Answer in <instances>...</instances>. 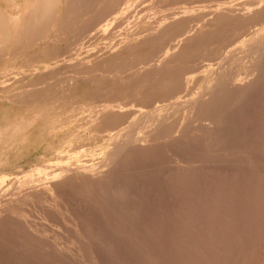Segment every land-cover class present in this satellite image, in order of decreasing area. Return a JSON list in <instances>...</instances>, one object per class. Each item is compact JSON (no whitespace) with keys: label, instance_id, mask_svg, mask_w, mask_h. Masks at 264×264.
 Returning <instances> with one entry per match:
<instances>
[{"label":"rangeland","instance_id":"1","mask_svg":"<svg viewBox=\"0 0 264 264\" xmlns=\"http://www.w3.org/2000/svg\"><path fill=\"white\" fill-rule=\"evenodd\" d=\"M17 1L21 4V7L24 2H27V0ZM66 1L69 6L66 5L67 8L65 6L63 7ZM76 1L79 2L77 3ZM247 1L248 0H61L63 4L56 11L60 20L51 21L49 25H45L46 27L43 30L42 36H36V38L31 36L28 37L27 34H29V29L32 31V28H29L27 29V34L25 33V35L15 38L16 40H10L6 44L0 46V196L2 197L1 194L7 192L4 193V196L0 199V244L2 245H0V264H80L81 262V264H101L102 262L109 264H150V261L151 264H159L160 262V264H264V63L263 67H259V70H262L263 73L261 71L260 73L258 69H256L258 73L254 71V74L257 73L256 76L258 78H256L257 81L255 83L252 82L251 86L250 84L243 86L245 85L243 80L240 82V79H243L241 74L247 72L245 68L246 65L247 67H253V64L262 60L257 55L256 57L259 59H255V55H251V52H247L248 54L243 53L245 56H243V54L240 57L237 56L238 58L234 61L236 64L233 62V66L231 63L226 66L225 70L227 72L224 70V77L228 76L227 78H223L225 81L229 79L228 82H224L221 76L218 78L216 75L213 79L211 73L207 74L209 67H216V61L225 57L226 53L228 54L232 48H247L248 46L250 47L251 44V46L254 44L257 46H255V49H259V47L264 44L262 42L264 40V34H262L264 33V0H260V3H257V0H249L251 3H257V8H253V6L255 7L256 5H248V7ZM4 2L5 0H0V7L2 10H5ZM28 2L30 1L28 0ZM251 3L249 4L251 5ZM109 4H111V7ZM243 6H245L246 10ZM225 7L227 12L224 11ZM239 7L242 8L240 9ZM229 8L230 13H232L231 15L228 13ZM234 8L243 10L234 13ZM222 9L223 12L227 13L229 16L224 14V17H222ZM232 9L234 12H231ZM16 10H20L21 12L20 7L14 10V12H16V14H14L16 16L21 14ZM243 13L247 15L244 14L242 17L240 14ZM251 15L255 19L251 18ZM258 15L260 16L258 17ZM238 17H240V19H238ZM198 18H201L202 21ZM253 20H258V23L255 21L256 24ZM244 22L245 25H243ZM249 23L252 25H249ZM186 28L192 29V32H190L192 33V38L186 41H189V43H183V41H181L184 40L182 37L172 40L175 35L180 34L182 30ZM258 28L261 30L263 29V31L258 30ZM165 29L168 30V32ZM159 31H161V33L158 34ZM175 32H177V34ZM193 32H195L194 35ZM173 33H175L174 36H172ZM170 36H172L171 39ZM251 41L256 42L252 43ZM259 41L261 42L259 43ZM249 42L251 43L248 44ZM247 55L250 57H247ZM165 56L166 59H164ZM170 57L172 62H169ZM148 62H152V65H148ZM153 66H155V68L159 66L157 68L159 72L149 73L148 79H145V77L142 79L141 77H143L144 73L143 69ZM163 66H170L172 69ZM233 67L235 70L232 72L236 73L237 76L230 72L234 69ZM204 68L206 70L202 71ZM259 73L262 75L261 77ZM204 75L208 77L206 78ZM150 76H153L152 78L154 79ZM160 76L161 78H159ZM217 78L220 79V81H218ZM221 81L223 85L219 84L220 86L218 87L216 83H220ZM213 82H216L215 88L214 84H210ZM238 82L240 84L242 83V86L239 88H237V84L240 85ZM156 83H160L161 87ZM209 85H211V87L213 86L212 89ZM235 86L238 91L242 88V93L244 91L245 95H239L241 91L238 93L235 89V94H238L239 97L236 96L238 100H236L235 97L234 99L236 101H232L230 97L233 99V95L228 89L230 87L233 91ZM209 88L212 91L214 89L215 92L218 88L219 90L221 88V90L217 95L215 93L213 94ZM226 89L227 91H225ZM199 91L202 93L200 94ZM229 91L231 92L230 94ZM193 94L200 99L196 107L207 108L205 109L207 113L201 116L204 118H208L212 110L214 112V109H218L219 106H222L220 104H224L229 100L231 103L234 102L236 104L233 103V106L229 108L231 103H225V105H228L227 107L224 105L226 108L223 106L219 108L221 111H223V108L224 110L228 109L225 110L226 114L220 112V110L214 112V114L217 113L219 115V118H221L219 119V121L221 120L220 125L224 127L218 131V133H215L216 135L218 134L216 137L219 139L214 136L215 134L209 136V134L207 135L208 132L206 133L204 129L200 130V128H204V125L206 123L208 124L209 121L205 120L200 122L194 119L193 115L191 119L188 120V110L180 108H176V111H173L175 108L170 110L171 105L176 106V103L179 102L178 104H180ZM224 95L228 96L229 100L223 97ZM208 98H210L211 101L209 99L207 103ZM243 101L246 103L244 104ZM169 103L171 105H169ZM250 105L252 107H250ZM208 107L211 108L208 109ZM208 110L211 111L209 112ZM144 113L146 117H151L150 119L145 117L144 122H148L149 125L152 119V121H158L161 116H167L165 120L163 119L164 122L162 121L165 125L164 127L162 123L163 128H168L171 124H176L177 126L181 123L182 126L180 125V127H182L181 129L183 131L173 132L170 134V137L168 136V138L160 139L161 137L159 138L158 136L162 134L158 133L160 130V132H162V129H160L161 127L157 128V126H154L156 127L154 128V132L151 125L150 127L148 124L145 125L144 122L143 124L138 123L139 114L142 115ZM230 121L231 124H229ZM203 131L206 133L208 139H205L207 137ZM191 135L193 137H191ZM187 137L190 138L188 139ZM211 137H213V139H211ZM131 139L135 140L137 146H134V149L131 148L133 149L132 151H126V149L121 156H118L120 159H118V157L113 159V163L116 160L115 163H117L118 166L115 163H110L109 161L114 156L115 148H119V145L122 146L125 141L126 143L131 142ZM209 140H211V143ZM184 142L187 143L185 144ZM199 145H201L200 149ZM139 146H141V149L144 146L145 149L143 148L140 150V148H138ZM146 147H149L148 150H150L148 151ZM165 148L167 150H165ZM193 148L196 151L193 150ZM177 150H180V152ZM186 150H189L191 154L189 155L188 153L190 152ZM160 152L162 153L161 156ZM172 154H177L178 156L184 157L183 159L187 162H192L190 164V172L182 171L177 167L178 165L175 166L176 163L173 161L175 159H172L174 157V155L172 157ZM103 160L105 161L103 162ZM164 160L166 161L164 162ZM169 160L170 162H168ZM249 161H251V163H249ZM64 162H67V165L64 164ZM105 162L111 165V169L115 168V172H112L113 170L111 171L110 168H108L109 165L104 167L103 165ZM52 163L58 167H54ZM165 163L166 165H164ZM94 164H97L96 166L99 168L101 167L99 169L100 172L94 170L84 173L80 169L84 167H95ZM179 165L185 166L187 164L182 162L179 163ZM72 166L74 168H72ZM44 167L46 169L48 168L47 172H45L46 169ZM67 167L70 171L68 169L66 170ZM200 168L205 170L202 172ZM198 169H200L203 176L200 172L197 175ZM117 170L118 178L114 176L117 174ZM47 173L48 176L50 175L49 177L46 175ZM248 176L249 178H247ZM54 177L58 182L53 180ZM95 177L99 178L100 181L99 179L96 181ZM101 177H104L106 180H101ZM191 177L194 178V182ZM50 178H53V181ZM196 178L198 179L196 180ZM111 179L113 181H111ZM49 180H51V182H49ZM12 181H14V183ZM101 181L102 183H100ZM169 181L171 182L169 183ZM174 181L177 183H174ZM55 182L57 184H55ZM109 182H111V184H109ZM199 183L202 188L204 187V191H199L201 190ZM176 184L179 185L177 186ZM116 185L118 186L116 187ZM207 185H209V187ZM171 187L174 191L176 189V192H174ZM118 188L119 190H117ZM128 189L130 191H128ZM244 189L246 191H244ZM116 190L118 192H116ZM119 191H121V193H119ZM107 192L109 196L108 194L106 196ZM184 192L186 193L184 194ZM223 192L224 194H222ZM103 193L105 196L102 195ZM125 194H127V196ZM181 195H186L185 200L183 198L184 196L182 197ZM187 196L191 197H189L191 201L187 199ZM159 197L166 199L163 200ZM215 197L217 199H215ZM124 199L126 200L123 201ZM110 202L112 203L109 204ZM95 204L97 205L95 206ZM124 207H126V209ZM136 207H138L139 210H137L138 208ZM186 207L191 210L189 211ZM113 208L116 211L113 210ZM128 210L131 211L130 215ZM171 211L172 213H169ZM207 211L208 214L206 213ZM122 212H124V214ZM125 212H127L129 216ZM120 213L122 215H120ZM168 213L171 215L168 216ZM184 214L186 215L184 216ZM192 215L195 216V218ZM180 216H182L181 219L184 217L185 219L183 220L185 221L179 219ZM173 217L175 218L173 219ZM124 220L126 221L124 222ZM129 220L131 221L130 225ZM201 220H203V222L206 220L207 222L205 221L203 223ZM141 223H143V225ZM136 224L139 225L137 226ZM204 224H206V226ZM214 226L216 227L214 228ZM185 227L187 228L185 229ZM180 228L183 230H179ZM117 229L119 231H117ZM169 230L173 231L169 232ZM177 230H179V234L176 232ZM215 231L217 233H215ZM195 233H197V235ZM113 235H115V237H113ZM32 238L33 241L31 240ZM39 238L41 241H39ZM128 239L130 240L128 241ZM180 239L184 242H178ZM150 243L153 244L150 246ZM161 243L164 245H160ZM168 243L169 245H166ZM177 243L180 245H177ZM172 244L174 246H172ZM115 245L120 247H116ZM136 246L139 247L137 248ZM93 247L97 248L99 253L97 249ZM132 247L136 251L132 249ZM148 248H150L149 251ZM121 250L122 253L120 254ZM129 250L134 251L128 252ZM102 251L103 253H101ZM144 251L147 254H145ZM94 252H96L97 255ZM104 252L107 253H105L106 256L102 255ZM207 252L209 253L207 254ZM91 253H93V255ZM138 253H141L142 257H140ZM155 253L156 257L158 256L157 258L154 255ZM85 254L88 256L87 258ZM75 256L77 259H75ZM132 256L134 258H131ZM105 258H109L108 261ZM137 259L141 261H137ZM182 259L184 261H182ZM144 261L147 263H144Z\"/></svg>","mask_w":264,"mask_h":264},{"label":"bare ground","instance_id":"2","mask_svg":"<svg viewBox=\"0 0 264 264\" xmlns=\"http://www.w3.org/2000/svg\"><path fill=\"white\" fill-rule=\"evenodd\" d=\"M30 2H28V0H27V2H24V4L22 5V7H21V4L17 1V0H5V5H4V7H5V10H2L1 9V7H0V46L2 45V44H6L7 42H9L10 40H13V39H15V38H18V37H20V36H23V35H25V33L27 32V29H29V28H32V31L29 29V34H27V36L29 37V36H31V37H35L36 38V36H42V33L44 32L43 30H44V28L46 27L45 25H49V23H51V21H55V20H60V17H58V15H57V13H56V11L58 10V8L59 7H61L62 6V2H61V0H29ZM70 1V0H69ZM81 1V0H80ZM127 1V0H126ZM64 2V1H63ZM77 2V1H76ZM79 2V1H78ZM77 2V3H78ZM85 2V1H84ZM105 2H107V1H105ZM233 2V1H232ZM243 2H245V1H243ZM248 2V4H247V6L249 5V6H253V5H256L258 2L260 3V0H257V3H251V2H249V0L247 1ZM71 3H72V1H71ZM74 3V2H73ZM249 3H251V5L249 4ZM69 4V3H68ZM122 4H123V2H122ZM231 4H233V3H231ZM67 1H66V3L65 4H63V7L65 6L66 8H67ZM71 5V4H70ZM101 5V4H100ZM99 5V6H100ZM111 4H109V6H110ZM114 5V4H113ZM112 5V6H113ZM116 5V4H115ZM258 5V4H257ZM257 5L254 7L253 6V8H257ZM264 5V4H263ZM75 6V5H74ZM84 6V5H83ZM125 6V5H124ZM208 6V5H207ZM206 6V7H207ZM211 6V5H210ZM248 6V7H249ZM259 6H262V5H259ZM4 7H2V8H4ZM21 8V12H20V10L18 11V10H16L18 13L20 12L21 14H18L17 16L15 15L16 14V12H14V10L15 9H18V8ZM69 7V6H68ZM76 7V6H75ZM103 7V6H102ZM111 7V6H110ZM114 7V6H113ZM182 7V6H181ZM203 7V6H202ZM244 7V9H245V6H243ZM101 8V7H100ZM240 8V7H239ZM236 9V8H234L235 10V12L233 11V9L231 10V12L233 11L234 13H236V11H242V10H240V9ZM263 8V7H262ZM224 9V8H223ZM223 9H222V11L221 10H219V11H221L223 14L221 15V14H219V15H221L222 17H224L223 15L224 14H226L227 15V13H225V12H227V10H226V7H225V12H223ZM252 9V8H251ZM69 10V9H68ZM92 10V9H91ZM246 10V9H245ZM247 10H248V8H247ZM253 10V9H252ZM251 10V11H252ZM97 11V10H96ZM110 11V10H109ZM120 11H122V10H120ZM205 11V10H204ZM261 11V10H260ZM89 12V11H88ZM220 12V13H221ZM15 13V14H14ZM69 13H71V12H69ZM75 13V12H74ZM121 13V12H120ZM206 13V12H205ZM208 13V12H207ZM228 13H230V8H229V12ZM250 13V12H249ZM106 14V13H105ZM200 14V13H199ZM209 14V13H208ZM232 13H230V15H231ZM244 14H246V13H243V14H240L242 17L244 16ZM251 14V13H250ZM74 15V14H73ZM87 15V14H86ZM98 15V14H97ZM102 15V14H101ZM225 15V16H226ZM235 15V14H234ZM247 15V14H246ZM94 16V15H93ZM102 16H104V15H102ZM221 16H220V18H221ZM227 16H229V15H227ZM238 16V15H237ZM256 16V15H255ZM260 15H258V17H259ZM88 17V16H87ZM105 17V16H104ZM189 17V16H188ZM196 17V16H195ZM232 17V16H231ZM248 17V16H247ZM64 18V17H63ZM72 18V17H71ZM95 18V17H94ZM207 18V17H206ZM218 18H219V16H218ZM228 18V17H227ZM230 18V17H229ZM235 18V17H234ZM251 18H253V19H255L254 17H252V15H251ZM99 19V18H98ZM195 19V18H194ZM197 19V18H196ZM199 19V18H198ZM225 19V18H224ZM238 19H240V17H238ZM241 19H243V18H241ZM260 19V18H259ZM62 20V19H61ZM95 20V19H94ZM97 20V19H96ZM199 20H201V18L199 19ZM249 20V19H248ZM261 20V19H260ZM170 21V20H169ZM177 21V20H176ZM187 21V20H186ZM202 21V20H201ZM254 21V20H253ZM256 22L258 21V20H255ZM254 21V22H255ZM262 21H263V19H262ZM74 22V21H73ZM93 22V21H92ZM172 22V21H171ZM188 22V21H187ZM220 22V21H219ZM245 22H246V20H245ZM245 22L243 23V25H245ZM249 22V21H248ZM255 22V23H256ZM58 23V22H57ZM63 23V22H62ZM90 23V22H89ZM88 23V24H89ZM97 23H98V21H97ZM193 23V22H192ZM198 23H200V22H198ZM258 23V22H257ZM256 23V24H257ZM188 24V23H187ZM248 24V23H247ZM251 23H249V25H250ZM55 25V24H54ZM54 25H52L53 27H54ZM57 25V24H56ZM80 25V24H79ZM185 25V24H184ZM190 25V24H189ZM188 25V26H189ZM194 25V24H193ZM252 25V24H251ZM58 26V25H57ZM62 26V25H61ZM83 26V25H82ZM90 26V25H89ZM149 26V25H148ZM168 26V25H167ZM182 26V25H181ZM241 26V25H240ZM49 27V26H48ZM52 27V28H53ZM132 27V26H131ZM195 27V26H194ZM243 27V26H242ZM54 28H56V27H54ZM151 28V27H150ZM172 28H173V26H172ZM181 28V27H180ZM261 28H263V27H261ZM178 29V28H177ZM182 29H183V27H182ZM189 29V30H188ZM145 30V29H144ZM166 30V29H165ZM172 30V29H171ZM211 30V29H210ZM257 30V29H256ZM258 30H260V31H263V29L261 30V29H259L258 28ZM258 30H257V32H258ZM167 32H168V30H166ZM178 31V30H177ZM259 31V32H260ZM170 32V31H169ZM190 32H192V29H190V28H186V29H184V30H182V32L180 33V34H178V35H175V33L177 34V32H175V33H173V35L172 36H174L175 35V37H173L172 38V40H176L177 38H180V37H182L184 40H181V41H183V43L184 42H186L187 40H190L191 38H192V33H190ZM152 33V32H151ZM159 33H161V31H159L158 32V34ZM163 33V32H162ZM179 33V32H178ZM197 33H198V31H197ZM45 34V33H44ZM170 34V33H169ZM195 34V32H193V35ZM213 34V33H212ZM254 34V33H253ZM258 34H260V33H258ZM258 34H256V35H258ZM262 34H264V33H262ZM168 35V34H167ZM255 35V36H256ZM116 36V35H115ZM172 36H170V39H171V37ZM261 36V35H260ZM264 36V35H263ZM160 37H163V36H160ZM168 37H169V35H168ZM254 37V36H253ZM259 37V36H258ZM38 38V37H37ZM167 38V37H166ZM195 38V37H194ZM251 38V37H250ZM257 38V37H256ZM47 39H48V37H47ZM261 39V38H260ZM16 40V39H15ZM147 40V39H146ZM256 40V39H255ZM263 40V39H262ZM81 41V40H80ZM179 41H180V39H179ZM257 41V40H256ZM255 41V42H256ZM162 42V41H161ZM164 42V41H163ZM252 42V41H251ZM251 42H249L248 44H250ZM254 41L252 42V43H255ZM261 41H259V43H260ZM263 43H264V40L262 41ZM186 43H189V41L188 42H186ZM204 43V42H203ZM258 43V44H259ZM257 44V45H258ZM252 45V44H251ZM250 45V47L248 46L247 48H241V47H234V48H232V50H230L229 52H228V54L226 53V56L225 57H222L220 60L218 59L217 61H216V67H209V70H207V74H212L213 75V79H214V76L216 77V75H217V77L219 78V76H221L222 78L224 77V70L226 69V66L228 65V64H230L231 63V65L233 66V62L234 61H236V59L238 58V57H240L243 53L245 54H248L247 52H251V55L252 54H254L255 55V59H257L258 57L260 58V59H262V60H260L259 62H256L255 64H253V67H247V65H246V71L247 72H242L243 74H241L242 76H243V79H240V82H242L241 80H243V82H244V84L245 85H243V86H246V85H249L250 84V86H251V84H252V82L253 83H255L257 80H256V78H258L257 76H256V74L258 73L257 71H256V69H258L259 70V67L261 68V67H263V63H264V44L261 46V47H259V49H255V46L256 45H254L253 44V46H251ZM3 47V46H2ZM5 47V46H4ZM163 47V46H162ZM161 47V48H162ZM257 47V46H256ZM159 48V47H158ZM189 49V48H188ZM163 50V49H162ZM185 50V49H184ZM200 51V50H199ZM157 52H158V50H157ZM224 53V52H223ZM243 54V56H245ZM180 55V54H179ZM214 55V54H213ZM256 55L258 56V57H256ZM3 56V55H2ZM150 56V55H149ZM172 56V55H171ZM181 56V55H180ZM207 56V55H206ZM223 56V55H222ZM238 56V57H237ZM249 55H247V57H248ZM250 57V56H249ZM163 58V57H162ZM243 58V57H242ZM258 58V59H259ZM164 59H166V56L164 57ZM168 59V58H167ZM169 60V59H168ZM239 60H240V58H239ZM241 60H243V59H241ZM161 61V60H160ZM172 62V60H171V57H170V60H169V62ZM252 61V60H251ZM257 61V60H256ZM235 63V62H234ZM148 65H152V62L150 63V62H148L147 63ZM146 64V65H147ZM155 64V63H154ZM158 64V63H157ZM171 64V63H170ZM183 64H185V63H183ZM236 64V63H235ZM144 65H145V63H144ZM230 65V66H231ZM248 65H251V64H248ZM171 66H173V65H171ZM231 66V67H232ZM237 66V65H236ZM252 66V65H251ZM127 67V66H126ZM129 67V66H128ZM131 67V66H130ZM159 66H156V68H155V66H153V67H150V68H144L143 70H144V73H143V77H141L142 79L145 77V79H148V74L149 73H153V72H155V73H158L159 71H158V68ZM163 67H168V69H172V68H170V66H163ZM205 67V66H204ZM234 68V67H233ZM129 69H131V68H129ZM231 69V68H230ZM229 69V70H230ZM204 70H206L205 68L202 70V71H204ZM234 70H235V68L233 69V70H231L230 72H234ZM244 70V69H243ZM124 71V70H123ZM161 71H164V70H161ZM168 71V70H167ZM226 71V70H225ZM254 71H256L257 73L256 74H254ZM262 72V70H259V72ZM131 72V71H130ZM148 72V73H147ZM169 72V71H168ZM227 72V71H226ZM226 72H225V75H226ZM232 72V73H233ZM260 72V73H261ZM160 73H162V72H160ZM231 73V74H232ZM237 73H241V72H237ZM259 73V74H260ZM263 73V72H262ZM228 74V73H227ZM230 74V73H229ZM233 74H236V73H233ZM132 75V74H131ZM154 75V74H153ZM135 76V75H134ZM138 76V75H137ZM200 76H201V74H200ZM205 76V75H204ZM203 76V77H204ZM228 76V75H227ZM227 76L226 77H224V78H227ZM232 76V75H231ZM234 76V75H233ZM236 76H237V74H236ZM235 76V77H236ZM262 75L260 74V77H261ZM105 77V76H104ZM139 77V76H138ZM151 78L153 77V76H150ZM155 77V76H154ZM206 77V76H205ZM208 77V76H207ZM206 77V78H207ZM234 77V78H235ZM239 77V76H238ZM159 78H161V76L159 77ZM217 78V79H218ZM223 78V79H224ZM229 78V77H228ZM140 79V78H139ZM152 79H154V78H152ZM212 79V80H213ZM216 79V78H215ZM222 79V80H223ZM233 79V78H232ZM261 80V79H260ZM67 81V80H66ZM134 81H136V80H134ZM134 81H133V83H134ZM137 81H139V80H137ZM214 81V80H213ZM218 81H220V79H218ZM224 82H228L229 81V79H228V81L226 80L225 81V79L223 80ZM230 81H231V78H230ZM156 82V81H155ZM157 82H158V80H157ZM161 82V81H160ZM210 82V81H209ZM223 82V83H224ZM233 82H234V80H233ZM261 82V81H260ZM142 83V82H141ZM146 83V82H145ZM144 83V84H145ZM152 83V82H151ZM201 83V82H200ZM215 83L216 82H213V83H210V84H214V88L216 87L215 86ZM235 83V82H234ZM239 83V82H238ZM258 83H259V81H258ZM136 84H139V83H136ZM157 84V83H156ZM162 84V83H161ZM217 85H218V87L220 86L219 84H221V85H223L222 84V81L219 83H216ZM240 84V83H239ZM242 84V83H241ZM238 85L237 84V88H239L240 86H242V85ZM257 84V83H256ZM130 85H131V83H130ZM134 85V84H133ZM146 85V84H145ZM153 85V84H152ZM155 85V84H154ZM157 85H160V83H158ZM236 85V84H235ZM139 86V85H138ZM141 86V85H140ZM210 87H211V85H209ZM225 86V85H224ZM253 86V85H252ZM256 86V85H255ZM254 86V87H255ZM158 87V86H157ZM159 87H161V85L159 86ZM213 87V86H212ZM212 87H211V89H212ZM221 87H223V86H221ZM224 88V87H223ZM222 88V89H223ZM255 88H257V87H255ZM141 89V88H140ZM202 89H205V88H202ZM210 89V88H209ZM210 89V90H211ZM225 89V88H224ZM235 89H236V86L233 88V91H234V94H233V91H232V89L229 87V89L228 90H230L229 91V94L231 93L232 95H233V99H232V97H230V99L233 101H236V100H238L237 98L239 97V95L240 94H243V95H245L244 94V91H243V93H242V88H241V90L239 89V91H241V93H239V91L236 89V91H238V93H239V95L238 94H235ZM244 89V88H243ZM174 90V89H173ZM206 90H207V88H206ZM217 91L215 92V90L213 89V94L215 93V94H217V93H219V91L221 90V88H220V90H219V88L218 89H216ZM255 90H258V89H255ZM198 91V90H197ZM208 91V90H207ZM225 91H227V89L225 90ZM225 91H224V93H225ZM250 91H252V90H250ZM260 91V90H259ZM258 91V92H259ZM205 92V91H204ZM256 92V91H255ZM173 93V92H172ZM199 93H200V91H199ZM202 93V92H201ZM200 93V94H201ZM206 93V92H205ZM237 93V92H236ZM254 93V92H253ZM171 94V93H170ZM188 94V93H187ZM186 94V95H187ZM227 94H228V92H227ZM227 94H225V95H227ZM228 94V95H229ZM261 94V93H260ZM218 95V94H217ZM223 96V97H225V98H228V96ZM231 95V96H232ZM235 95V96H234ZM256 95V94H255ZM263 95V94H262ZM190 96V95H189ZM236 96H238V97H236ZM242 96V95H241ZM241 96H240V98H241ZM247 96V95H246ZM253 96V95H252ZM260 96V95H259ZM140 97V96H139ZM236 97V100L234 99ZM244 97V96H243ZM211 98V97H210ZM210 98H208V100H207V103H208V101H209V99ZM239 98V99H240ZM243 99V98H242ZM241 99V100H242ZM247 99V98H246ZM260 99V98H259ZM200 99H199V97L198 96H196L195 94H193L192 96H190V97H188V98H186L185 100H183L180 104H178V103H176V106H173V105H171L170 103H169V105H171L170 106V110H173V108H175L173 111H176L177 109L176 108H180V109H184V110H188V112H187V119L189 120V119H191V117H192V115H193V118L194 119H196V120H198V121H200V122H203V121H209L208 122V124L206 123L205 125H204V128H200V130L201 129H204L205 130V132L207 133V135L209 134V136L211 135L212 136V134H215V133H218V131H220L222 128H224V127H221V123H220V121H219V119H221V118H219V115L216 113V114H214V112L217 110V111H219L220 109L219 108H222V106L224 107V108H226L228 105L226 104L225 105V103H231L230 102V100H229V98H228V102H223L224 104H220V105H222L221 107L219 106V108L217 109H214V112H213V110H212V113L210 114V116L207 118H204V117H201V116H203V114L204 113H207V111L205 110V109H207L205 106V108H203V107H196V104H197V102L199 101ZM217 100V99H216ZM215 100V101H216ZM210 101H211V99H210ZM220 101V100H219ZM226 101V100H225ZM240 101V100H239ZM245 101H247V100H245ZM218 102V101H217ZM220 102H222V101H220ZM200 103V102H199ZM198 103V104H199ZM201 103H202V101H201ZM213 103V102H212ZM234 103V102H233ZM233 103H231L230 105H229V108H230V106H233ZM243 103H244V101H243ZM246 103V102H245ZM244 103V104H245ZM249 103V102H248ZM235 104V103H234ZM256 104V103H255ZM203 105H204V102H203ZM213 105V104H212ZM217 105V104H216ZM226 107H225V106ZM236 105V104H235ZM167 106V105H166ZM199 106V105H198ZM201 106V105H200ZM207 106H208V104H207ZM262 106V105H261ZM169 107V106H168ZM250 107H252L251 105H250ZM209 108H211V107H208V109ZM213 108V107H212ZM224 108L222 109L223 111H221L220 110V112H223V113H225L226 114V111L225 110H228V109H225L224 110ZM238 108V107H237ZM260 108V107H259ZM258 108V109H259ZM152 109V108H151ZM234 109V108H233ZM244 109V108H243ZM154 110V109H153ZM158 110V109H157ZM169 110V111H170ZM179 110V109H178ZM211 110H208L209 112L211 111ZM231 110V109H230ZM239 110H240V108H239ZM152 111V110H151ZM150 111V112H151ZM146 112V111H145ZM148 112V111H147ZM153 112V111H152ZM154 112H156V111H154ZM171 112V111H170ZM170 112H169V114H170ZM178 112V111H177ZM236 112V111H235ZM253 112V111H252ZM251 112V113H252ZM149 113V112H148ZM159 114V113H158ZM157 114V115H158ZM150 115V114H149ZM152 115V114H151ZM166 115V114H165ZM171 115V114H170ZM175 115V114H174ZM177 115V114H176ZM241 116V115H240ZM242 116H243V114H242ZM248 116V115H247ZM145 117H146V114L144 113V114H142V115H140L139 114V116H138V123H142L143 124V122L145 121ZM156 117V116H155ZM160 117V116H159ZM165 117H167V116H161V118L158 120V121H150V125L152 126V130L154 129V128H156V127H154V126H157V128L159 127H161L160 129H162V132H160L159 131V133L158 134H162L161 136H158L160 139H164V138H168V136L170 137V134H172L173 132H181V128L182 127H180V125H181V123H180V125H177L176 126V124H169L170 126L168 127V128H163L162 126L164 125V120L166 119ZM237 117V116H236ZM146 118H149L148 116L146 117ZM151 118V117H150ZM149 118V119H150ZM169 118V117H168ZM167 118V119H168ZM171 118V117H170ZM135 119V118H134ZM148 119V120H149ZM164 119V120H163ZM186 119V120H187ZM231 119V118H230ZM263 119V118H262ZM137 120V119H136ZM239 120V119H238ZM253 120V119H252ZM251 120V121H252ZM119 121V120H118ZM163 121V122H162ZM197 121V122H198ZM227 121V120H226ZM249 121V120H248ZM147 122V121H146ZM170 122V121H169ZM193 122H195V121H193ZM246 122V121H245ZM245 122H243V123H245ZM145 123V122H144ZM162 123H163V125H162ZM192 123V122H191ZM247 123V122H246ZM136 124V123H135ZM141 124V125H142ZM146 124H148V122L147 123H145V125ZM194 124V123H193ZM229 124H231V121H230V123ZM149 125V124H148ZM147 125V126H148ZM149 125V126H150ZM212 125V126H211ZM240 125V124H239ZM245 125V124H244ZM146 126V127H147ZM150 126V127H151ZM167 126V125H166ZM182 126V125H181ZM189 126V125H188ZM230 126V125H229ZM240 126H242V125H240ZM164 127H165V125H164ZM191 127V126H190ZM198 127V126H197ZM133 128H134V126H133ZM137 128V127H136ZM146 129V128H145ZM127 130V129H126ZM137 130V129H136ZM142 130V129H141ZM151 130V131H152ZM157 130V129H156ZM250 130V129H249ZM131 131V130H130ZM154 132H155V129L153 130ZM183 131V130H182ZM234 131V130H233ZM245 131V130H244ZM199 132V131H198ZM204 131H203V133H205ZM223 132V131H222ZM116 133H117V131H116ZM125 133V132H124ZM200 133H202V132H200ZM206 133H205V135H206ZM223 134V133H222ZM197 135V134H196ZM202 135V134H201ZM207 135H206V137H207ZM218 135V134H217ZM216 134L214 135L215 137L217 136ZM113 136V135H112ZM111 136V137H112ZM121 136V135H120ZM119 136V137H120ZM204 136V135H203ZM261 136V135H260ZM191 137H193L192 135H191ZM195 137V136H194ZM199 137V136H198ZM205 137V136H204ZM220 137V136H219ZM181 138V137H180ZM183 138V137H182ZM188 138V137H187ZM190 138V137H189ZM188 138V139H189ZM196 138V137H195ZM216 138H218V137H216ZM192 139V138H191ZM199 139V138H198ZM203 139V138H202ZM205 139H208V137L207 138H205ZM209 139H210V137H209ZM211 139H213V137H211ZM215 139V138H214ZM219 139V138H218ZM221 139V138H220ZM132 140V139H131ZM166 140V139H165ZM169 140H171V139H169ZM176 140H177V138H176ZM183 140V139H182ZM197 140V139H196ZM221 140H223V139H221ZM220 140V141H221ZM113 141V140H112ZM157 141V140H156ZM201 141V140H200ZM210 141V143H211V140H209ZM217 141V140H216ZM219 141V140H218ZM256 141H257V139H256ZM264 141V140H263ZM160 142V141H159ZM176 142V141H175ZM179 142V141H178ZM195 142V141H194ZM112 143V142H111ZM115 143V142H114ZM117 143V142H116ZM180 143V142H179ZM182 143H183V141H182ZM181 143V144H182ZM185 143V142H184ZM187 143V142H186ZM185 143V144H186ZM200 143V142H199ZM198 143V144H199ZM214 143V142H213ZM119 144V143H118ZM138 144V143H137ZM151 144V143H150ZM153 144V143H152ZM177 144V143H176ZM204 144V143H203ZM208 144V143H207ZM215 144V143H214ZM259 144V143H258ZM257 144V145H258ZM117 145V144H116ZM183 145V144H182ZM181 145V146H182ZM211 145V144H210ZM209 145V146H210ZM134 146H137L136 145V142H135V140H132L131 142H127L126 143V141H125V143L124 144H122V146L121 145H119L118 147L119 148H115L114 146V148H115V152H114V154H113V152H112V154L114 155L113 156V158L109 161L110 163H113V159L116 157H118L119 155L121 156L122 155V153L126 150V151H129V150H133L134 149ZM149 146V145H148ZM154 146V145H153ZM173 146H175V145H173ZM177 146V145H176ZM234 146V145H233ZM155 147V146H154ZM153 147V148H154ZM160 147V146H159ZM171 147V146H170ZM190 147H192V146H190ZM200 147H201V145H199V149H200ZM131 148H133V149H131ZM138 148H140V150H142L143 148L145 149V147L143 146V148L141 149V146H139ZM147 148V150H148V148L149 147H146ZM163 148V147H162ZM169 148V147H168ZM171 148H173V147H171ZM178 148V147H177ZM181 148V147H180ZM208 148V147H207ZM136 149V148H135ZM158 149V148H157ZM156 149V150H157ZM184 149V148H183ZM188 149V148H187ZM150 150V149H149ZM148 150V151H149ZM151 150H152V148H151ZM154 150H155V148H154ZM165 150H167L166 148H165ZM185 150V149H184ZM190 150V149H189ZM189 150H186V151H189ZM193 150H195L194 148H193ZM205 150V149H204ZM130 151V152H131ZM144 151V150H143ZM142 151V152H143ZM177 151H179L180 152V150H177ZM196 151V150H195ZM195 151H194V153H195ZM264 151V150H263ZM152 152V151H151ZM150 152V153H151ZM157 152V151H156ZM167 152V151H166ZM166 152H164V153H166ZM174 152V151H173ZM172 152V153H173ZM190 152V151H189ZM198 152H200V151H198ZM135 153H136V151H135ZM144 153V152H143ZM142 153V154H143ZM161 153V152H160ZM178 153V152H177ZM139 154V153H138ZM153 154V153H152ZM157 154V153H156ZM167 154V153H166ZM168 154H169V152H168ZM180 154V153H179ZM189 155L191 154V152L190 153H188ZM221 154H223V153H221ZM144 155V154H143ZM149 155H151V154H149ZM149 155H147V156H149ZM155 155V154H154ZM158 155V154H157ZM162 155V153L160 154V156ZM171 155V154H170ZM173 155H174V157H173ZM214 155V154H213ZM230 155V154H229ZM124 156V155H123ZM152 156V155H151ZM211 156V155H210ZM257 156V155H256ZM262 156H263V154H262ZM110 157V156H109ZM112 157V156H111ZM136 157V156H135ZM143 157V156H142ZM154 157V156H153ZM172 159H175V160H173V161H175V163H176V165L175 166H177L179 169H181L182 171H188V172H190V164L192 163V162H187L185 159H183L184 157H181V156H178L177 154H172ZM193 157H195V156H193ZM218 157V156H217ZM255 157V156H254ZM136 158H138V157H136ZM141 158V157H140ZM148 158V157H147ZM155 158V157H154ZM153 158V159H154ZM166 158V157H165ZM168 158V157H167ZM191 158V157H190ZM196 158V157H195ZM104 159V158H103ZM106 159V158H105ZM110 159V158H109ZM118 159H120L119 157H118ZM117 159V160H118ZM160 159V158H159ZM193 159V158H192ZM197 159V158H196ZM199 159V158H198ZM217 159V158H216ZM249 159V158H248ZM139 160H141V159H139ZM150 160H152V159H150ZM156 160V159H155ZM161 160V159H160ZM168 160V159H167ZM185 160V161H184ZM205 160H207V159H205ZM204 160V161H205ZM214 160V159H213ZM67 161V160H66ZM105 160H103V162H104ZM107 161V160H106ZM145 161H146V159H145ZM153 161V160H152ZM166 160H164V162H165ZM192 161V160H191ZM194 161V160H193ZM201 161V160H200ZM209 161V160H208ZM219 161V160H218ZM261 161V160H260ZM77 162V161H76ZM116 162V160L114 161V163ZM133 162V161H132ZM160 162V161H159ZM168 162H170V160L168 161ZM186 163L187 165H179V163ZM67 163V162H66ZM65 162H64V164H66ZM113 163V164H114ZM122 163V162H121ZM125 163V162H124ZM126 163H128V162H126ZM135 163V162H134ZM133 163V164H134ZM161 163H163V162H161ZM216 163V162H215ZM214 163V164H215ZM231 163V162H230ZM249 163H251V161H249ZM248 163V164H249ZM253 163V162H252ZM53 164V163H52ZM56 164V163H55ZM117 166H118V164L117 163H115ZM145 164V163H144ZM144 164H143V166H144ZM54 165V164H53ZM61 165V164H60ZM67 165V164H66ZM65 165V166H66ZM95 165V167H84L83 169L82 168H80L81 170H82V172H84V173H86V172H91V171H94V170H96V171H99V169L101 168H99V167H97L96 165L97 164H94ZM108 166L109 165V163H104V167L105 166ZM139 165V164H138ZM153 165V164H152ZM155 165H157V164H155ZM158 165H160V164H158ZM164 165H166V163L164 164ZM216 165H217V163H216ZM219 165V164H218ZM229 165V164H228ZM227 165V166H228ZM64 166V165H63ZM78 166V165H77ZM93 166V165H92ZM112 166H114V165H112ZM119 166H121V165H119ZM137 166V165H136ZM142 166V167H143ZM170 166H172V165H170ZM207 166V165H206ZM220 166V165H219ZM218 166V167H219ZM225 166V165H224ZM46 167V166H45ZM44 167V168H45ZM49 167H50V165H49ZM52 167V166H51ZM54 167H58V166H55L54 165ZM54 167H52V168H54ZM76 167V166H75ZM83 167V166H82ZM111 167V165H109L108 166V168H110ZM232 167V166H231ZM241 167V166H240ZM252 167V166H251ZM43 168V167H42ZM52 168H51V170H52ZM55 168V169H56ZM62 168H64V167H62ZM69 168H71V167H69ZM72 168H74L73 166H72ZM77 168V167H76ZM112 168V167H111ZM110 168V170L112 171V172H115V168L114 169H111ZM121 168V167H120ZM147 168V167H146ZM204 168V167H203ZM213 168V167H212ZM228 168V167H227ZM237 168V167H236ZM257 168V167H256ZM46 169V168H45ZM68 169V167L66 168V170ZM80 169H78V170H80ZM143 169V168H142ZM156 169V168H155ZM201 169V168H200ZM200 169H198L197 170V175L199 174V172H200ZM232 169V168H231ZM245 169V168H244ZM247 169V168H246ZM249 169V168H248ZM264 169V168H263ZM42 170V169H41ZM47 170H48V168L45 170V172H47ZM50 170V171H51ZM54 170V169H53ZM59 170V169H58ZM69 170V169H68ZM202 170V169H201ZM205 170V169H204ZM204 170H202V172L204 171ZM212 170V169H211ZM228 170L230 171V169L228 168ZM237 170V169H236ZM239 170V169H238ZM40 171V170H39ZM56 171V170H55ZM65 171V170H64ZM70 171V170H69ZM120 171V170H119ZM128 171V170H127ZM159 171V170H158ZM232 171V170H231ZM241 171V170H240ZM251 171V170H250ZM253 171H255V170H253ZM256 171H257V169H256ZM261 171V170H260ZM100 172V171H99ZM120 172H122V171H120ZM125 172V171H124ZM137 172V171H136ZM149 172V171H148ZM195 172H196V170H195ZM194 172V173H195ZM259 172V171H258ZM42 173L44 174V172H43V170H42ZM41 173V174H42ZM52 173V172H51ZM51 173H49V174H51ZM54 173V172H53ZM58 173V172H57ZM61 173V172H60ZM111 173V172H110ZM110 173H108V174H110ZM117 173V174H116ZM115 174L116 175H114L113 173H111L112 175H114V176H117V178H118V170H117V172H116ZM132 173V172H131ZM215 173H216V170H215ZM254 173V172H253ZM256 173V172H255ZM261 173V172H260ZM41 174H40V176H41ZM62 174V173H61ZM63 174H65V173H63ZM66 174H68V173H66ZM73 174V173H72ZM107 174V175H108ZM128 174V173H127ZM200 174H201V172H200ZM218 174V173H217ZM221 174H222V172H221ZM249 174H250V172H249ZM47 176H48V173L46 174ZM51 175H53V174H51ZM54 175H55V173H54ZM53 175V176H54ZM58 175V174H57ZM57 175H56V178H57ZM121 175V174H120ZM126 175V174H125ZM134 175V174H133ZM144 175V174H143ZM154 175V174H153ZM178 175V174H177ZM190 175V174H189ZM196 175V174H195ZM202 175V174H201ZM206 175V174H205ZM39 176V175H38ZM50 176V175H49ZM48 176V177H49ZM59 176V175H58ZM85 176V175H84ZM150 176V175H149ZM165 176V175H164ZM203 176V175H202ZM210 176V175H209ZM241 176V175H240ZM260 176H262V175H260ZM110 177V176H109ZM120 177V176H119ZM122 177H123V174H122ZM151 177V176H150ZM149 177V178H150ZM173 177V176H172ZM194 177V176H193ZM197 177V176H196ZM252 177V176H251ZM253 177H254V175H253ZM257 177V176H256ZM96 178V181H98L97 179H99V178H97V177H95ZM94 178V179H95ZM113 178V177H112ZM142 178V177H141ZM144 178V177H143ZM158 178H159V176H158ZM163 178V177H162ZM175 178V177H174ZM185 178V177H184ZM192 178V177H191ZM247 178H249V176L247 177ZM35 179V178H34ZM43 179V178H42ZM51 179V178H50ZM53 179V178H52ZM51 179V180H52ZM59 179V178H58ZM87 179V178H86ZM102 179H104V177L102 178L101 177V180ZM121 179H123V178H121ZM120 179V180H121ZM125 179V178H124ZM129 179V178H128ZM165 179H166V177H165ZM193 179L194 178H192V181H193ZM198 178H196V180H197ZM207 179H208V176H207ZM45 180V179H44ZM51 180H49V182H51ZM53 180H56L55 179V177H54V179ZM52 180V181H53ZM85 180V179H84ZM88 180V179H87ZM104 180H106V179H104ZM119 180V181H120ZM127 180V179H126ZM132 180V179H131ZM156 180H158V179H156ZM161 180V179H160ZM177 180V179H176ZM202 180V179H201ZM37 181V180H36ZM57 181V180H56ZM89 181V180H88ZM94 181V180H93ZM99 181H100V179H99ZM110 181V180H109ZM111 181H113L112 179H111ZM115 181V180H114ZM125 181V180H124ZM128 181V180H127ZM162 181V180H161ZM165 181V180H164ZM172 181V180H171ZM171 181H169V183L171 182ZM179 181H180V179H179ZM191 181V180H190ZM13 183H14V181H12ZM17 182V181H16ZM27 182V181H26ZM43 182V181H42ZM46 182V181H45ZM58 182V181H57ZM76 182H79V181H76ZM90 182V181H89ZM107 182V181H106ZM136 182V181H135ZM194 182V181H193ZM192 182V183H193ZM200 182V181H199ZM223 182V181H222ZM243 182V181H242ZM252 182V181H251ZM250 182V183H251ZM81 183V182H80ZM98 183V182H97ZM100 183H102V181L100 182ZM116 183H117V181H116ZM132 183V182H131ZM150 183V182H149ZM155 183V182H154ZM160 183V182H159ZM174 183H177V182H175L174 181ZM214 183V182H213ZM55 184H57L56 182H55ZM90 184V183H89ZM106 184V183H105ZM109 184H111V182H109ZM115 184V183H114ZM185 184V183H184ZM183 184V185H184ZM195 184H196V182H195ZM200 184V183H199ZM198 184V185H199ZM2 185V184H1ZM119 185V184H118ZM118 185H116V187L118 186ZM122 185V184H121ZM127 185H129V184H127ZM134 185V184H133ZM145 185H146V183H145ZM153 185V184H152ZM175 185V184H174ZM177 185V184H176ZM179 185V184H178ZM177 185V186H178ZM180 185L182 186V184L180 183ZM197 185V186H198ZM203 185V184H202ZM25 186V185H24ZM166 186V185H165ZM172 186V185H171ZM206 186V185H205ZM208 187H209V185H207ZM211 186V185H210ZM218 186V185H217ZM87 187V186H86ZM110 187V186H109ZM108 187V188H109ZM115 187V186H114ZM131 187H132V185H131ZM149 187V186H148ZM159 187V186H158ZM183 187V186H182ZM189 187H190V185H189ZM195 187V186H194ZM193 187V188H194ZM200 187H201V190H199V191H202L203 189H204V187L202 188V186H201V184H200ZM199 187V188H200ZM221 187V186H220ZM248 187V186H247ZM62 188H63V186H62ZM122 188V187H121ZM134 188V187H133ZM142 188V187H141ZM163 188V187H162ZM170 188V187H169ZM172 188V187H171ZM177 188V187H176ZM196 188V187H195ZM216 188V187H215ZM65 189V188H64ZM68 189V188H67ZM96 189V188H95ZM105 189V188H104ZM116 189V188H115ZM164 189V188H163ZM162 189V190H163ZM213 189V188H212ZM223 189V188H222ZM243 189V188H242ZM258 189H260V188H258ZM1 190V189H0ZM4 190V189H3ZM66 190V189H65ZM117 190H119V188L117 189ZM116 190V192H118ZM127 190V189H126ZM144 190V189H143ZM171 190V189H170ZM172 190H173V188H172ZM182 190V189H181ZM184 190H186V189H184ZM190 190V189H189ZM194 190V189H193ZM216 190H217V188H216ZM248 190V189H247ZM251 190V189H250ZM5 191V190H4ZM4 191H2V192H4ZM71 191V190H70ZM128 191H130L129 189H128ZM132 191V190H131ZM166 191H167V189H166ZM174 191V190H173ZM196 191H197V189H196ZM204 191V190H203ZM207 191V190H206ZM210 191V190H209ZM229 191V190H228ZM244 191H246L245 189H244ZM1 192V193H2ZM78 192H80V191H78ZM108 192H110V191H108ZM108 192L106 193V196H107V194H108ZM111 192H112V190H111ZM165 192V191H164ZM174 192H176V189H175V191ZM178 192V191H177ZM187 192V191H186ZM186 192H184V194L186 193ZM191 192V191H190ZM189 192V193H190ZM216 192H218V191H216ZM263 192V191H262ZM4 193H7V192H4ZM4 193L3 194H1L2 195V197L4 196ZM57 193V192H56ZM73 193V192H72ZM71 193V194H72ZM101 193H102V191H101ZM119 193H121V191H119ZM118 193V194H119ZM125 193V192H124ZM128 193V192H127ZM148 193V192H147ZM150 193V192H149ZM169 193V192H168ZM182 193H183V191H182ZM181 193V194H182ZM237 193V192H236ZM247 193V192H246ZM52 194V193H51ZM50 194V195H51ZM61 194V193H60ZM60 194H59V196H60ZM123 194V193H122ZM137 194V193H136ZM164 194V193H163ZM171 194H172V192H171ZM170 194V195H171ZM191 194V193H190ZM216 194V193H215ZM215 194H214V196H215ZM222 194H224V192L222 193ZM48 195V194H47ZM64 195V194H63ZM102 195H104V193L102 194ZM102 195H101V197H102ZM120 195V194H119ZM124 195V194H123ZM126 196H127V194H125ZM160 195V194H159ZM177 195V194H176ZM230 195H231V193H230ZM239 195V194H238ZM249 195V194H248ZM251 195V194H250ZM262 195V194H261ZM82 196V195H81ZM105 196V195H104ZM103 196V197H104ZM108 196H109V194H108ZM122 196V195H121ZM120 196V197H121ZM125 196V197H126ZM129 196V195H128ZM134 196V195H133ZM136 196H138V195H136ZM163 196V195H162ZM165 196V195H164ZM182 197L184 196V195H181ZM180 196V197H181ZM186 196V195H185ZM185 196L183 197L184 198V200H185ZM191 196V195H190ZM190 196H187L188 198V200H190L189 199V197ZM217 196V195H216ZM222 196V195H221ZM228 196V195H227ZM234 196V195H233ZM245 196H247V195H245ZM1 196H0V199L2 198ZM37 197V196H36ZM70 197V196H69ZM119 197V198H120ZM135 197V196H134ZM133 197V198H134ZM168 197V196H167ZM178 197H179V195H178ZM177 197V198H178ZM201 197V196H200ZM218 197V196H217ZM244 197V196H243ZM250 197V196H249ZM5 198V197H4ZM40 198V197H39ZM55 198V197H54ZM62 198V197H61ZM87 198V197H86ZM107 198V197H106ZM106 198H104V199H106ZM110 198V197H109ZM108 198V199H109ZM112 198V197H111ZM159 198H161V197H159ZM169 198V197H168ZM191 198V197H190ZM198 198V197H197ZM223 198H224V196H223ZM229 198H230V196H229ZM47 199V198H46ZM85 199V198H84ZM113 199V198H112ZM126 199H127V197H126ZM126 199H124L123 201H125ZM161 199H166V198H161ZM196 199V198H195ZM207 199V198H206ZM212 199V198H211ZM210 199V200H211ZM215 199H217L216 197H215ZM232 199V198H231ZM241 199V198H240ZM246 199V198H245ZM107 200V199H106ZM116 200V199H115ZM117 200H118V198H117ZM120 200V199H119ZM134 200V199H133ZM140 200V199H139ZM168 200V199H167ZM187 200V201H188ZM204 200V199H203ZM208 200V199H207ZM221 200V199H220ZM224 200V199H223ZM233 200V199H232ZM243 200V199H242ZM132 201V200H131ZM166 201V200H165ZM170 201V200H169ZM191 201V200H190ZM213 201V200H212ZM38 202V201H37ZM55 202V201H54ZM73 202V201H72ZM80 202V201H79ZM118 203H120L119 201H117ZM133 202V201H132ZM177 202V201H176ZM205 202V201H204ZM221 202V201H220ZM231 202V201H230ZM250 202V201H249ZM75 203V202H74ZM112 202H110L109 204H111ZM123 203V202H122ZM126 203H127V201H126ZM136 203V202H135ZM178 203V202H177ZM183 203V202H182ZM222 203V202H221ZM237 203V202H236ZM247 203V202H246ZM259 203V202H258ZM34 204V203H33ZM104 204V203H103ZM113 204H115V203H113ZM112 204V205H113ZM121 204V203H120ZM137 204V203H136ZM205 204H207V203H205ZM242 204H243V202H242ZM32 205V204H31ZM30 205V206H31ZM66 205V204H65ZM81 205V204H80ZM97 204H95V206H96ZM100 205V204H99ZM99 205H98V207H99ZM107 205H108V203H107ZM111 205V206H112ZM125 205V204H124ZM129 205V204H128ZM138 205V204H137ZM165 205V204H164ZM178 205V204H177ZM192 205V204H191ZM190 205V206H191ZM195 205V204H194ZM202 205V204H201ZM212 205V204H211ZM253 205H255V204H253ZM47 206V205H46ZM49 206V205H48ZM67 206V205H66ZM101 206V205H100ZM111 206H109V207H111ZM136 206V205H135ZM139 206H140V204H139ZM160 206V205H159ZM247 206V205H246ZM43 207V206H42ZM81 207V206H80ZM104 207V206H103ZM116 207V206H115ZM169 207H170V205H169ZM189 207V206H188ZM193 207V206H192ZM225 207V206H224ZM40 208V207H39ZM91 208V207H90ZM125 209H126V207H124ZM136 208H138V207H136ZM179 208V207H178ZM187 208V207H186ZM195 208V207H194ZM201 208V207H200ZM251 208V207H250ZM96 209H97V207H96ZM104 209H106V208H104ZM117 209V208H116ZM170 209V208H169ZM172 209V208H171ZM185 209V208H184ZM184 209H183V211H184ZM188 209V208H187ZM195 209H197V208H195ZM208 209V208H207ZM24 210V209H23ZM22 210V211H23ZM33 210V209H32ZM43 210V209H42ZM74 210V209H73ZM106 210H108V209H106ZM113 210H115L114 208H113ZM137 210H139V208L137 209ZM189 210V209H188ZM191 210V209H190ZM189 210V211H190ZM199 210V209H198ZM197 210V211H198ZM209 210V209H208ZM212 210H214V209H212ZM18 211V210H17ZM41 211V210H40ZM47 211V210H46ZM49 211V210H48ZM116 211V210H115ZM120 211V210H119ZM122 211H123V209H122ZM124 211H127V210H124ZM129 211V210H128ZM134 211V210H133ZM153 211V210H152ZM200 211V210H199ZM216 211H217V209H216ZM12 212V211H11ZM51 212V211H50ZM57 212V211H56ZM106 212V211H105ZM131 211H129V215L131 214L130 213ZM215 212V211H214ZM224 212V211H223ZM4 213V212H3ZM101 213V212H100ZM109 213V212H108ZM123 214H124V212H122ZM126 214H127V212H125ZM133 213V212H132ZM169 213H172V211L171 212H169ZM167 214L168 216L169 215H171V214ZM178 213V212H177ZM184 213V212H183ZM190 213V212H189ZM198 213V212H197ZM207 214H208V211L206 212ZM222 213V212H221ZM245 213V212H244ZM243 213V214H244ZM248 213V212H247ZM10 214V213H9ZM8 214V215H9ZM102 214V213H101ZM125 214V215H126ZM166 214V213H165ZM176 214V213H175ZM175 214H173V215H175ZM195 214V213H194ZM211 214V213H210ZM224 214V213H223ZM1 215V214H0ZM11 215V214H10ZM19 215H20V213H19ZM111 215V214H110ZM120 215H122L121 213H120ZM128 215V214H127ZM128 215V216H129ZM158 215V214H157ZM161 215H162V213H161ZM166 215V216H167ZM180 215H182V214H180ZM186 214H184V216H185ZM189 215V214H188ZM217 215V214H216ZM4 216V215H3ZM35 216V215H34ZM57 216V215H56ZM179 216V215H178ZM193 216V215H192ZM208 216V215H207ZM219 216V215H218ZM220 216H222V215H220ZM225 216V215H224ZM224 216H223V218H224ZM46 217V216H45ZM62 217V216H61ZM97 217V216H96ZM101 217H102V215H101ZM114 217V216H113ZM155 217V216H154ZM160 217V216H159ZM194 218H195V216H193ZM256 217V216H255ZM0 218H1V216H0ZM14 218V217H13ZM49 218V217H48ZM54 218V217H53ZM103 218H105V217H103ZM156 218H157V216H156ZM169 218V217H168ZM175 217H173V219H174ZM182 218V216H180V218L179 219H181ZM187 218V217H186ZM193 218V219H194ZM205 218V217H204ZM222 218V217H221ZM220 218V219H221ZM231 218V217H230ZM243 218H245V217H243ZM260 218V217H259ZM15 219V218H14ZM18 219V218H17ZM30 219V218H29ZM52 219V218H51ZM97 219V218H96ZM108 219V218H107ZM114 219V218H113ZM122 219V218H121ZM165 219H166V217H165ZM172 219V220H173ZM183 219H185L184 217H183ZM183 219H181V220H183ZM189 219V218H188ZM210 219H213V218H210ZM16 220V219H15ZM47 220V219H46ZM58 220V219H57ZM74 220V219H73ZM93 220V219H92ZM128 220V219H127ZM187 220V219H186ZM191 220V219H190ZM199 220V219H198ZM198 220H195V221H198ZM204 220V219H203ZM203 220H201V222H203ZM222 220H224V219H222ZM258 220V219H257ZM9 221H10V219H9ZM13 221V220H12ZM56 221V220H55ZM100 221H102V220H100ZM107 221V220H106ZM117 221V220H116ZM119 221H120V219H119ZM118 221V222H119ZM126 220H124V222H125ZM130 221V220H129ZM145 221V220H144ZM183 221H185V220H183ZM193 221V220H192ZM194 221V222H195ZM206 221V220H205ZM204 221V222H205ZM213 221V220H212ZM211 221V222H212ZM244 221V220H243ZM246 221V220H245ZM250 221V220H249ZM6 222V221H5ZM16 222H18V221H16ZM27 222V221H26ZM40 222V221H39ZM47 222V221H46ZM51 222V221H50ZM80 222V221H79ZM96 222V221H95ZM104 222V221H103ZM112 222V221H111ZM123 222V223H124ZM156 222V221H155ZM203 222V223H204ZM207 222V221H206ZM209 222V221H208ZM232 222V221H231ZM1 223V222H0ZM4 223V222H3ZM21 223V222H20ZM24 223V222H23ZM97 223V222H96ZM98 223H99V221H98ZM107 223V222H106ZM117 223V222H116ZM122 223V224H123ZM130 223H131V221L129 222V225H130ZM161 223V222H160ZM168 223V222H167ZM200 223V222H199ZM221 223V222H220ZM219 223V224H220ZM33 224V223H32ZM64 224V223H63ZM112 224V223H111ZM142 225H143V223H141ZM156 224V223H155ZM166 224V223H165ZM175 224V223H174ZM179 224V223H178ZM27 225V224H26ZM45 225V224H44ZM60 225V224H59ZM72 225V224H71ZM98 225V224H97ZM135 225V224H134ZM133 225V226H134ZM137 226L139 225V224H136ZM180 225V224H179ZM184 225V224H183ZM195 225V224H194ZM205 226H206V224H204ZM226 225V224H225ZM77 226V225H76ZM132 226V225H131ZM145 226H147V225H145ZM153 226V225H152ZM152 226H151V228H152ZM158 226V225H157ZM164 226V225H163ZM175 226H176V224H175ZM191 226V225H190ZM220 226V225H219ZM29 227V226H28ZM27 227V228H28ZM58 227V226H57ZM65 227V226H64ZM80 227V226H79ZM78 227V228H79ZM93 227V226H92ZM114 227V226H113ZM123 227V226H122ZM136 227V226H135ZM135 227H133V228H135ZM141 227V226H140ZM154 227V226H153ZM159 227V226H158ZM174 227V226H173ZM179 227H181V226H179ZM188 227V226H187ZM187 227H185V229L187 228ZM198 227V226H197ZM209 227L211 228V226L209 225ZM216 226H214V228H215ZM227 227V226H226ZM257 227V226H256ZM1 228V227H0ZM7 228V227H6ZM14 228V227H13ZM22 228V227H21ZM81 228V227H80ZM95 228V227H94ZM115 228H117V227H115ZM118 228H119V226H118ZM155 228V227H154ZM165 228V227H164ZM193 228V227H192ZM200 228V227H199ZM202 228H205V227H202ZM224 228H225V226H224ZM77 229V228H76ZM113 229V228H112ZM125 229V228H124ZM123 229V230H124ZM127 229H129V228H127ZM136 229V228H135ZM142 229V228H141ZM140 229V230H141ZM150 229V228H149ZM158 229V228H157ZM176 229V228H175ZM188 229H190V228H188ZM194 229V228H193ZM223 229V228H222ZM226 229V228H225ZM228 229V228H227ZM13 230V229H12ZM33 230V229H32ZM109 230H110V228H109ZM116 230V229H115ZM143 230V229H142ZM148 230V229H147ZM151 230V229H150ZM150 230H149V232H150ZM167 230V229H166ZM179 230H181V228L179 229ZM179 230H177L176 232L178 233V231ZM183 230V229H182ZM181 230V231H182ZM192 230V229H191ZM201 230V229H200ZM213 230H215V229H213ZM229 230H230V228H229ZM228 230V231H229ZM250 230V229H249ZM22 231H24V230H22ZM29 231V230H28ZM27 231V232H28ZM38 231V230H37ZM50 231V230H49ZM68 231V230H67ZM71 231V230H70ZM83 231V230H82ZM84 231H85V229H84ZM114 231V230H113ZM117 231H119L118 229H117ZM132 231V230H131ZM135 231V230H134ZM137 231V230H136ZM152 231V230H151ZM165 231V230H164ZM172 232L173 230H169V232ZM197 231V230H196ZM195 231V232H196ZM220 231V230H219ZM223 231V230H222ZM34 232V231H33ZM66 232V231H65ZM112 232V231H111ZM129 232V231H128ZM140 232H143V231H140ZM163 232V231H162ZM189 232V231H188ZM202 232V231H201ZM224 232V231H223ZM227 232V231H226ZM18 233V232H17ZM22 233V232H21ZM69 233V232H68ZM71 233V232H70ZM74 233V232H73ZM85 233V232H84ZM113 233V232H112ZM133 233V232H132ZM158 233V232H157ZM156 233V234H157ZM175 233V232H174ZM176 233V234H177ZM183 233V232H182ZM198 233V232H197ZM197 233H195L196 235H197ZM215 233H217L216 231H215ZM229 233V232H228ZM233 233V232H232ZM2 234V233H1ZM36 234H38V233H36ZM125 234V233H124ZM136 234V233H135ZM138 234V233H137ZM139 234H143V233H139ZM147 234H148V232H147ZM164 234V233H163ZM171 234V233H170ZM179 234V233H178ZM186 234H187V232H186ZM201 234V233H200ZM222 234V233H221ZM251 234V233H250ZM6 235H8V234H6ZM26 235V234H25ZM25 235H23V236H25ZM28 235V234H27ZM89 235V234H88ZM105 235V234H104ZM116 235H118V234H116ZM127 235V234H126ZM154 235H155V233H154ZM153 235V236H154ZM166 235H167V233H166ZM169 235V234H168ZM189 235V234H188ZM193 235V234H192ZM202 235V234H201ZM204 235V234H203ZM207 235H208V233H207ZM264 235V234H263ZM29 236V235H28ZM31 236H33V235H31ZM30 236V237H31ZM74 236H76V235H74ZM106 236V235H105ZM120 236V235H119ZM118 236V237H119ZM132 236H133V234H132ZM152 236V235H151ZM184 236H186V235H184ZM191 236V235H190ZM205 236V235H204ZM214 236H216V235H214ZM218 236V235H217ZM221 236V235H220ZM223 236V235H222ZM113 237H115V235H113ZM121 237V236H120ZM125 237V236H124ZM138 237V236H137ZM143 237V236H142ZM147 237V236H146ZM164 237V236H163ZM179 237V236H178ZM187 237V236H186ZM189 237V236H188ZM206 237V236H205ZM25 238H27V237H25ZM36 238V237H35ZM38 238V237H37ZM76 238H78V237H76ZM128 238V237H127ZM126 238V239H127ZM140 238H141V236H140ZM175 238V237H174ZM181 238V237H180ZM212 238H213V236H212ZM0 239H1V237H0ZM18 239V238H17ZM40 239V238H39ZM73 239V238H72ZM87 239V238H86ZM101 239V238H100ZM112 239V238H111ZM118 239V238H117ZM131 239H133V238H131ZM139 239V238H138ZM169 239V238H168ZM190 239V238H189ZM194 239V238H193ZM15 240V239H14ZM32 241H33V238L31 239ZM35 240V239H34ZM80 240V239H79ZM83 240H84V238H83ZM104 240V239H103ZM114 240V239H113ZM112 240V241H113ZM119 240V239H118ZM130 239H128V241H129ZM141 240V239H140ZM150 240V239H149ZM148 240V241H149ZM173 240H175V239H173ZM213 240V239H212ZM242 240V239H241ZM39 241H41V239L39 240ZM44 241V240H43ZM46 241V240H45ZM57 241H59V240H57ZM102 241V240H101ZM105 241V240H104ZM110 241V240H109ZM132 241V240H131ZM152 241H153V239H152ZM171 241H172V239H171ZM180 241H182L181 239L180 240H178V242H180ZM192 241V240H191ZM83 242V241H82ZM81 242V243H82ZM106 242V241H105ZM115 242V241H114ZM118 242V241H117ZM125 242V241H124ZM127 242V241H126ZM139 242V241H138ZM141 242V241H140ZM143 242H144V239H143ZM150 242H151V240H150ZM155 242H156V240H155ZM166 242V241H165ZM174 242V241H173ZM182 242H184V241H182ZM26 243V242H25ZM41 243V242H40ZM52 243V242H51ZM54 243H55V241H54ZM94 243V242H93ZM93 243H91V244H93ZM97 243V242H96ZM132 243V242H131ZM145 243H146V240H145ZM175 243H176V241H175ZM196 243V242H195ZM53 244V243H52ZM58 244H60V243H58ZM86 244V243H85ZM105 244V243H104ZM118 244V243H117ZM121 244V243H120ZM128 244V243H127ZM141 244V243H140ZM143 244V243H142ZM153 244V243H152ZM151 243L149 244L150 246L152 245ZM163 243H161L160 245H162ZM183 244V243H182ZM1 245V244H0ZM28 245H30V244H28ZM44 245V244H43ZM43 245H42V247H43ZM84 245V244H83ZM102 245V244H101ZM107 245V244H106ZM122 245V244H121ZM124 245V244H123ZM135 245V244H134ZM146 245V244H145ZM164 245V244H163ZM166 245H169V243L168 244H166ZM177 245H180V244H178L177 243ZM189 245V244H188ZM2 246V245H1ZM53 246V245H52ZM98 246V245H97ZM116 246V245H115ZM118 246V245H117ZM116 246V247H117ZM125 246H126V244H125ZM128 246V245H127ZM133 246V245H132ZM148 246V245H147ZM172 246H174L173 244H172ZM182 246H184V245H182ZM194 246V245H193ZM207 246V245H206ZM5 247V246H4ZM15 247H16V243H15ZM23 247V246H22ZM26 247V246H25ZM31 247V246H30ZM95 247V246H94ZM93 247V248H94ZM98 247H100V246H98ZM102 247V246H101ZM108 247V246H107ZM106 247V248H107ZM118 247H120V246H118ZM129 247V246H128ZM137 247V246H136ZM139 247V246H138ZM137 247V248H138ZM145 247V246H144ZM144 247H143V249H144ZM154 247H155V245H154ZM158 247V246H157ZM178 247V246H177ZM176 247V248H177ZM21 248V247H20ZM141 248V247H140ZM146 248V247H145ZM153 248V247H152ZM169 248V247H168ZM180 248V247H179ZM178 248V249H179ZM14 249V248H13ZM35 249H36V247H35ZM86 249V248H85ZM94 249H97V248H94ZM131 249V248H130ZM132 249H134L133 247H132ZM162 249V248H161ZM173 249H174V247H173ZM186 249V248H185ZM189 249V248H188ZM206 249H207V247H206ZM209 249V248H208ZM264 249V248H263ZM4 250V249H3ZM34 250V249H33ZM93 250V249H92ZM117 250V249H116ZM119 250H120V248H119ZM122 250H124V249H122ZM122 250H121V252H120V254L122 253ZM135 250V249H134ZM134 250H129L128 252H130V251H134ZM140 250V249H139ZM150 250V248H148V251ZM169 250V249H168ZM182 250V249H181ZM201 250H202V248H201ZM203 250H205V249H203ZM1 251V250H0ZM46 251V250H45ZM64 251V250H63ZM71 251V250H70ZM97 251H98V249H97ZM126 251V250H125ZM136 251V250H135ZM138 251V250H137ZM147 251V250H146ZM147 251V252H148ZM159 251V250H158ZM175 251H177V250H175ZM180 251V250H179ZM190 251V250H189ZM192 251V250H191ZM65 252V251H64ZM93 252V251H92ZM142 252V251H141ZM170 252H171V250H170ZM184 252V251H183ZM188 252V251H187ZM186 252V253H187ZM195 252V251H194ZM205 252V251H204ZM4 253V252H3ZM37 253H38V251H37ZM66 253V252H65ZM64 253V254H65ZM95 254H96V252H94ZM98 253H99V251H98ZM101 253H103V251L101 252ZM100 253V254H101ZM105 253L106 252H104V254H102V255H105ZM116 253H117V251H116ZM144 253H145V251H144ZM164 253H166V252H164ZM206 253V252H205ZM209 252H207V254H208ZM53 254V253H52ZM55 254V253H54ZM72 254V253H71ZM88 254V253H87ZM92 255H93V253H91ZM107 254V253H106ZM111 254V253H110ZM124 254H126V253H124ZM129 254V253H128ZM135 254V253H134ZM136 254H137V252H136ZM139 254V253H138ZM145 254H147V253H145ZM144 254V255H145ZM171 254V253H170ZM190 254H191V252H190ZM203 254V253H202ZM66 255V254H65ZM97 255V254H96ZM101 255V256H102ZM109 255V254H108ZM127 255V254H126ZM130 255V254H129ZM128 255V256H129ZM133 255V254H132ZM150 255V254H149ZM155 255V257H156V253L154 254ZM158 255V254H157ZM174 255H176V254H174ZM197 255V254H196ZM0 256H1V254H0ZM17 256V255H16ZM33 256V255H32ZM70 256V255H69ZM90 256V255H89ZM95 256V255H94ZM106 256V255H105ZM119 256V255H118ZM123 256V255H122ZM128 256H127V258H128ZM139 256L140 257H142L141 256V253L139 254ZM146 256V255H145ZM153 256V255H152ZM166 256H167V254H166ZM169 256H171V255H169ZM178 256H180V255H178ZM190 256V255H189ZM209 256V255H208ZM11 257V256H10ZM37 257V256H36ZM41 257V256H40ZM76 257V256H75ZM85 257L87 258L88 256H86V254H85ZM125 257V256H124ZM137 257V256H136ZM135 257V258H136ZM144 257V256H143ZM154 257V258H155ZM158 257V256H157ZM156 257V258H157ZM174 257V256H173ZM180 257H182V256H180ZM261 257V256H260ZM64 258H65V256H64ZM80 258V257H79ZM95 258V257H94ZM98 258V257H97ZM103 258V257H102ZM126 258V257H125ZM131 258H134L133 256L131 257ZM130 258V259H131ZM139 258V257H138ZM153 258V259H154ZM188 258V257H187ZM208 258V257H207ZM16 259V258H15ZM75 259H77V257L75 258ZM107 261H108V259L107 258H105ZM104 259V260H105ZM146 259V258H145ZM159 259V258H158ZM161 259H162V257H161ZM168 259H169V257H168ZM49 260V259H48ZM61 260V259H60ZM89 260V259H88ZM87 260V261H88ZM112 260V259H111ZM110 260V261H111ZM114 260V259H113ZM117 260V259H116ZM119 260V259H118ZM134 260V259H133ZM133 260H132V262H133ZM140 260V259H139ZM138 259H137V261H139ZM148 260H150V259H148ZM148 260H146V261H148ZM155 260V259H154ZM157 260V259H156ZM160 260V259H159ZM175 260V259H174ZM189 260V259H188ZM209 260V259H208ZM236 260V259H235ZM65 261V260H64ZM102 261V260H101ZM109 261V262H110ZM120 261V260H119ZM141 261V260H140ZM158 261V260H157ZM161 261V260H160ZM159 261V262H160ZM170 261H172V260H170ZM182 261H184L183 259H182ZM61 262H62V260H61ZM99 262V261H98ZM127 262H128V260H127ZM126 262V263H127ZM130 262V261H129ZM176 262V261H175ZM174 262V263H175ZM192 262V261H191ZM30 263H32V262H30ZM82 263V262H81ZM80 263V264H81ZM99 263H101V262H99ZM103 263V262H102ZM101 263V264H102ZM111 263V262H110ZM134 263V262H133ZM138 263V262H137ZM144 263H147V262H145L144 261ZM161 263V262H160ZM159 263V264H160ZM166 263H167V261H166ZM177 263V262H176ZM184 263V262H183ZM194 263V262H193ZM15 264V263H14ZM28 264V263H27ZM63 264V263H62ZM87 264V263H86ZM98 264V263H97ZM103 264H109V263H106V262H104ZM113 264V263H112ZM135 264V263H134ZM150 264H151V261H150ZM168 264H170V263H168ZM185 264V263H184ZM187 264V263H186ZM191 264V263H190ZM198 264V263H197Z\"/></svg>","mask_w":264,"mask_h":264}]
</instances>
